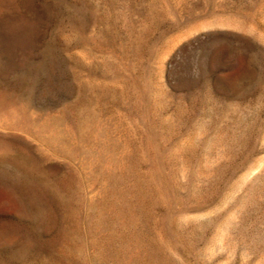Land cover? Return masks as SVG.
Segmentation results:
<instances>
[{
  "label": "rangeland",
  "instance_id": "rangeland-1",
  "mask_svg": "<svg viewBox=\"0 0 264 264\" xmlns=\"http://www.w3.org/2000/svg\"><path fill=\"white\" fill-rule=\"evenodd\" d=\"M0 264H264V0H0Z\"/></svg>",
  "mask_w": 264,
  "mask_h": 264
}]
</instances>
